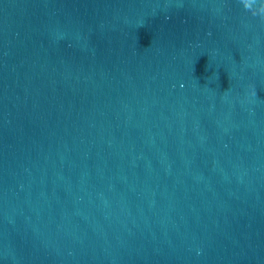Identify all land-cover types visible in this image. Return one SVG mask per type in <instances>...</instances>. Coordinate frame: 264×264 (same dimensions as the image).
Returning <instances> with one entry per match:
<instances>
[{"label": "water", "instance_id": "1", "mask_svg": "<svg viewBox=\"0 0 264 264\" xmlns=\"http://www.w3.org/2000/svg\"><path fill=\"white\" fill-rule=\"evenodd\" d=\"M249 3L0 0V264H264Z\"/></svg>", "mask_w": 264, "mask_h": 264}, {"label": "clouds", "instance_id": "2", "mask_svg": "<svg viewBox=\"0 0 264 264\" xmlns=\"http://www.w3.org/2000/svg\"><path fill=\"white\" fill-rule=\"evenodd\" d=\"M255 5L256 11L252 12L253 16H259L261 19H264V2H258V0H252V3L244 4L245 9H250ZM253 95H256L255 90H253Z\"/></svg>", "mask_w": 264, "mask_h": 264}]
</instances>
